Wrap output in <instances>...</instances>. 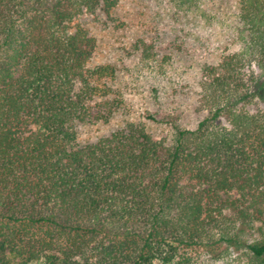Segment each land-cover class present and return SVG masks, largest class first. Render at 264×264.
<instances>
[{
	"label": "trees",
	"instance_id": "16d2710c",
	"mask_svg": "<svg viewBox=\"0 0 264 264\" xmlns=\"http://www.w3.org/2000/svg\"><path fill=\"white\" fill-rule=\"evenodd\" d=\"M169 1L210 20L203 0ZM117 2L0 0V264H264V0H236L193 128L170 119L157 138L127 121L80 145L75 127L114 108L82 21ZM133 46L164 82L169 57Z\"/></svg>",
	"mask_w": 264,
	"mask_h": 264
},
{
	"label": "rangeland",
	"instance_id": "374dc122",
	"mask_svg": "<svg viewBox=\"0 0 264 264\" xmlns=\"http://www.w3.org/2000/svg\"><path fill=\"white\" fill-rule=\"evenodd\" d=\"M235 3L203 0L202 11L210 19L204 22L174 18L169 0H118L109 14L95 11L86 17L82 25L95 41L92 64L114 69L109 96L114 108L107 122L78 124L77 142L92 143L127 121L144 122L146 130L157 138L168 134L166 121L170 119L181 128H193L204 117L197 102L200 68L215 65L229 42ZM138 41L152 45L159 57H169L167 78L159 85L138 66L133 46ZM146 114L158 122L145 121ZM256 227L264 232V220Z\"/></svg>",
	"mask_w": 264,
	"mask_h": 264
}]
</instances>
